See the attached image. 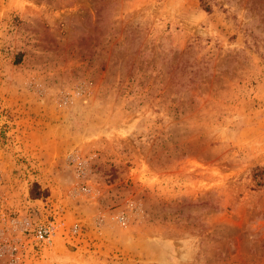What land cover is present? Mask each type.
Here are the masks:
<instances>
[{
    "label": "rangeland",
    "instance_id": "374dc122",
    "mask_svg": "<svg viewBox=\"0 0 264 264\" xmlns=\"http://www.w3.org/2000/svg\"><path fill=\"white\" fill-rule=\"evenodd\" d=\"M262 170L264 0H0V264H264Z\"/></svg>",
    "mask_w": 264,
    "mask_h": 264
},
{
    "label": "built area",
    "instance_id": "2783aa9c",
    "mask_svg": "<svg viewBox=\"0 0 264 264\" xmlns=\"http://www.w3.org/2000/svg\"><path fill=\"white\" fill-rule=\"evenodd\" d=\"M10 224V230L19 231L20 236L16 235V237H12L6 242H3V233L0 232V257L8 256L9 261H13L12 259L19 253L22 244L25 243L31 244L34 246L44 245L50 242V239L54 236L56 232V225L54 222L51 223H40L34 224L30 229V223L23 224L22 222H18L16 220L8 221ZM72 234L77 233V229L75 227L71 230ZM27 234V239H23L22 236ZM27 240V241H26ZM11 259V260H10Z\"/></svg>",
    "mask_w": 264,
    "mask_h": 264
},
{
    "label": "trees",
    "instance_id": "16d2710c",
    "mask_svg": "<svg viewBox=\"0 0 264 264\" xmlns=\"http://www.w3.org/2000/svg\"><path fill=\"white\" fill-rule=\"evenodd\" d=\"M262 171H264V170H262ZM258 172H261V170L258 171V169H255V170L253 171V178L256 176V174H257ZM33 195H35V193H33Z\"/></svg>",
    "mask_w": 264,
    "mask_h": 264
}]
</instances>
